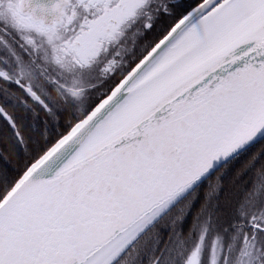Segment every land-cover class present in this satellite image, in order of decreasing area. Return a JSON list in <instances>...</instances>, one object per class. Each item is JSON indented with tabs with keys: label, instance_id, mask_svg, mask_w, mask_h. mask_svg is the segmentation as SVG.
Instances as JSON below:
<instances>
[{
	"label": "snow or ice",
	"instance_id": "6c2138e0",
	"mask_svg": "<svg viewBox=\"0 0 264 264\" xmlns=\"http://www.w3.org/2000/svg\"><path fill=\"white\" fill-rule=\"evenodd\" d=\"M8 10L28 51L0 49V264H264V0Z\"/></svg>",
	"mask_w": 264,
	"mask_h": 264
},
{
	"label": "flooded vegetation",
	"instance_id": "af4514ba",
	"mask_svg": "<svg viewBox=\"0 0 264 264\" xmlns=\"http://www.w3.org/2000/svg\"><path fill=\"white\" fill-rule=\"evenodd\" d=\"M161 24H162V21L158 20L156 21V24L151 32H148L145 35H139L138 32L141 28V22H137L135 25H133L131 28L125 31V34L121 40V43L115 46L114 51L112 53H109V55L110 56L114 55L116 56L117 59H120L123 61H131L133 57L135 56L138 57L140 55L141 45H143L145 41L152 39L155 33H158L157 30L160 28ZM15 32L19 35V39H21V43L23 44L24 35L17 31ZM15 41L18 44V40L16 39ZM3 42L4 41L0 39V46L3 45ZM24 47H23V51L27 52L28 49ZM34 54H36L37 57H39L40 54H43V50L41 49L39 52H36Z\"/></svg>",
	"mask_w": 264,
	"mask_h": 264
},
{
	"label": "trees",
	"instance_id": "16d2710c",
	"mask_svg": "<svg viewBox=\"0 0 264 264\" xmlns=\"http://www.w3.org/2000/svg\"><path fill=\"white\" fill-rule=\"evenodd\" d=\"M163 23H165V22H162V24ZM1 30H3V32L6 33V34L9 33L8 30H5V29H1ZM1 30H0V32H2ZM157 34L158 33H155L154 36L157 35ZM16 38L17 39L19 38L18 34H17V36L15 35V37L10 39L9 43L12 44V45H17V43L15 41ZM5 48H6V44H3L2 46H0V49H5ZM24 48H26V47H24ZM33 55H34V53H33ZM40 56H41V54H40ZM61 124L63 125V118L61 120ZM61 131H63V128H61ZM247 167H248V164L243 165V167L241 168L240 171L242 172ZM260 174L264 175V170H261ZM234 181H235V177H229V178H227L225 180V190L221 193V201H222V203L234 201L235 199H237L240 196L241 188L238 186L239 185V181H235V183H233ZM165 243H167V242H165ZM165 264H180L179 254L178 253H173L171 256H169L166 259Z\"/></svg>",
	"mask_w": 264,
	"mask_h": 264
},
{
	"label": "rangeland",
	"instance_id": "374dc122",
	"mask_svg": "<svg viewBox=\"0 0 264 264\" xmlns=\"http://www.w3.org/2000/svg\"><path fill=\"white\" fill-rule=\"evenodd\" d=\"M8 3L9 0H0V20L4 21L7 30L9 31V33H4L3 30H1L2 32H0V38L4 41L3 44H6V48H13V47H18L23 49L24 45L21 43V39H17L18 40V44L17 45H12L9 43V40L12 39L13 37H15V35L17 36V33L15 32L14 29L11 28L10 25V14H9V10H8ZM43 50V54L41 55H47L48 53L46 52V50ZM36 57L37 55L34 54ZM260 247H264V241L260 242L259 244ZM241 264H248V261L246 258H241Z\"/></svg>",
	"mask_w": 264,
	"mask_h": 264
},
{
	"label": "water",
	"instance_id": "95a60500",
	"mask_svg": "<svg viewBox=\"0 0 264 264\" xmlns=\"http://www.w3.org/2000/svg\"><path fill=\"white\" fill-rule=\"evenodd\" d=\"M54 2V0H35V3L38 5H47L51 6V4Z\"/></svg>",
	"mask_w": 264,
	"mask_h": 264
}]
</instances>
